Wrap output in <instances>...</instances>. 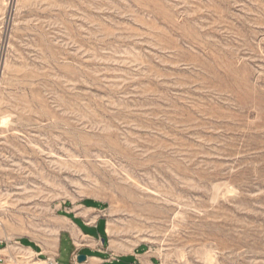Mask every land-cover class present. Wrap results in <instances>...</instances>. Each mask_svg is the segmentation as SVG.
Listing matches in <instances>:
<instances>
[{
    "label": "rangeland",
    "instance_id": "374dc122",
    "mask_svg": "<svg viewBox=\"0 0 264 264\" xmlns=\"http://www.w3.org/2000/svg\"><path fill=\"white\" fill-rule=\"evenodd\" d=\"M82 199L117 253L264 264V0H0L2 247Z\"/></svg>",
    "mask_w": 264,
    "mask_h": 264
},
{
    "label": "crops",
    "instance_id": "0c3cea01",
    "mask_svg": "<svg viewBox=\"0 0 264 264\" xmlns=\"http://www.w3.org/2000/svg\"><path fill=\"white\" fill-rule=\"evenodd\" d=\"M104 209L102 204L94 199L63 201L59 208L63 223L59 226L54 250L38 251L37 245L28 239L27 245L22 244L25 253L31 259L37 256L38 259H52L59 264L58 249L61 236L65 234L72 247L69 254L71 264H158L160 257L151 247L141 245L117 253L107 244V219ZM0 244L1 257L5 249H2L1 242ZM79 254L85 255L83 261L77 259Z\"/></svg>",
    "mask_w": 264,
    "mask_h": 264
},
{
    "label": "built area",
    "instance_id": "2783aa9c",
    "mask_svg": "<svg viewBox=\"0 0 264 264\" xmlns=\"http://www.w3.org/2000/svg\"><path fill=\"white\" fill-rule=\"evenodd\" d=\"M24 246L20 242V239L13 241L12 243H6L2 249H7V252L0 257V264H21L17 260L25 253ZM45 262V263H42ZM32 264H56L52 259H38L34 257V263Z\"/></svg>",
    "mask_w": 264,
    "mask_h": 264
},
{
    "label": "bare ground",
    "instance_id": "6f19581e",
    "mask_svg": "<svg viewBox=\"0 0 264 264\" xmlns=\"http://www.w3.org/2000/svg\"><path fill=\"white\" fill-rule=\"evenodd\" d=\"M22 249H24V248H22ZM5 252H7V249H5ZM17 261L21 264H32V263H34V258L31 259L26 253H23V255L20 256ZM42 263H45V262H42Z\"/></svg>",
    "mask_w": 264,
    "mask_h": 264
},
{
    "label": "water",
    "instance_id": "95a60500",
    "mask_svg": "<svg viewBox=\"0 0 264 264\" xmlns=\"http://www.w3.org/2000/svg\"><path fill=\"white\" fill-rule=\"evenodd\" d=\"M102 241L104 242V239H102ZM77 259L79 261H83L85 259V255L84 254H79L78 257H77Z\"/></svg>",
    "mask_w": 264,
    "mask_h": 264
}]
</instances>
